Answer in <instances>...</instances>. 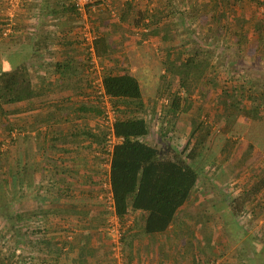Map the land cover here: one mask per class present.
I'll return each mask as SVG.
<instances>
[{
	"label": "trees",
	"instance_id": "1",
	"mask_svg": "<svg viewBox=\"0 0 264 264\" xmlns=\"http://www.w3.org/2000/svg\"><path fill=\"white\" fill-rule=\"evenodd\" d=\"M26 1L23 0L19 5L12 19L14 24L12 32L4 37L3 32L8 23L7 9L9 4L8 0H0V3H2L1 10H4L3 16L0 18V52L13 46L26 47L25 44H27L31 53L36 56L39 53L38 50L42 48V44L48 40L40 35L39 29L41 27L39 25L44 26L47 20L57 22V15L60 17L69 16L68 20L64 22L68 24L64 25L65 27L71 25L79 27L80 33L78 36L76 35L77 38L75 37L77 41L62 42L69 35V33L65 34L66 31H64L63 37H58L61 39L58 44L60 43L61 46L65 47L67 56L74 55L71 52V49H74V44L82 49L77 54L84 59V71H86L87 79H92L88 69L93 68L95 65L91 60L92 54L97 59H106L110 65L116 63L113 56L118 50L110 46L106 35L108 30L116 31L120 25L132 24L136 28L141 27L142 30H145V33L141 35L142 38L157 36L163 41H170L174 38L173 33L176 29V24L172 19L170 21L171 14L169 15L170 5L168 1L164 0L163 6L159 10L151 11V14L138 10L131 21L136 4L134 0H127L123 9L118 13L119 23L107 22L100 16L92 21L88 16L87 23L91 25L89 30L93 39L87 42L83 37L85 24L73 0H39V3H35L39 5V16L36 19L37 27H34L31 32L23 33L21 30L25 29L19 28L18 13L24 8ZM230 1L237 2L238 0H216L215 6L210 8L209 12H213L222 4L228 5ZM250 2L258 6L263 4L259 0H250ZM100 4L97 3L95 6L101 7ZM196 6L198 5L196 4ZM221 13H224V11H221ZM188 17L192 16L189 15ZM73 20L76 21L75 25H73ZM241 37L245 38L244 35H241ZM89 49H92V52ZM185 56L174 55L171 49H168L165 52L163 67L165 74L173 75L178 79L180 90L184 94L190 95L191 88L197 87L207 73L208 76L211 75L208 78H217L216 67L212 64L213 59L210 51L200 53L195 48ZM72 64L73 59L65 61V65L71 66ZM65 65L57 64L56 70H60ZM228 68L233 69L231 66ZM229 74V70L224 71L225 85L221 87L227 98L226 114L231 120L242 116L251 119L255 123L260 121L259 124L264 128V86L258 84L259 86H256V89L253 90L248 79H239V77L234 79ZM100 79L103 96L108 98L115 111L112 133L116 139L122 138V142L115 143L109 152L106 147V131L99 129L97 131L96 129L94 132L86 127L87 129L73 130L66 134L54 132V127L51 124H57V121L52 117L48 120L49 127L46 128L43 135L44 139L50 141L47 144V150L57 151L54 147V142L57 140L70 138L74 141L80 136H83L85 140H91L98 144L95 151L99 153L96 157L101 163L100 167L106 163L109 166L105 174L106 179L96 182L98 184L96 199L101 192H104L102 184L107 182L112 196L113 214L119 219L120 223L125 224L129 216L139 213L143 228L140 232L138 231V234L146 236L165 233L174 223L178 212L188 203L191 194L200 181V163L203 160V153L208 150L209 154L215 156L218 152H224L223 145L227 141L224 140L223 134H221L222 139L220 135L218 137L214 136L211 145V142H209L212 135L211 130L205 126L204 122L198 121L190 132L182 150L172 146L171 141L180 139V133L176 131V119L180 113H186L190 108L187 99L182 98L179 93H175L170 99L167 109L166 116L170 118L168 120L169 126L166 131H162V135H160L162 137L159 136L160 140L165 139L160 142V147L150 145L142 141L149 136L150 127L148 122L141 117L144 108L143 93L138 79L127 71L122 74L119 73L116 67L114 69H111V67L110 69H104ZM233 79L234 81L237 80L236 86L231 83ZM209 81L210 79H207L208 85H210ZM47 91L37 89L33 85L29 77L27 62L4 68L0 60V130L1 134L4 133L5 135V138L0 137V170L3 175L0 181V203L4 201L6 203L0 206V224H4L3 230L0 229V264H13L16 261L15 258H21L23 249L28 247V244L31 246L34 243L33 238H36L33 251L37 254L44 253L45 256H49L42 264H61L62 258L66 257V245L69 244L70 240L68 241V238L65 237L61 238L59 232L62 231V234L69 233L66 236H73V228H86L74 224L75 221H71L72 217L77 215L74 217L76 218L80 214L79 219H85L90 215L88 219H90L91 225L98 227L99 220H102L103 223L100 222L99 224H102L103 227L104 221L108 217L107 214H109L105 205L97 204L95 208L99 212L94 209L99 217H91L92 214L80 210L82 209V204H80L82 201L80 197L76 196L78 194H74L69 190L70 188L65 180L58 179L55 181L52 177L47 178V176H44L43 173L50 169L55 174L59 173L58 167L64 165V161H61L59 166L56 164L57 160L56 163L54 162L51 165V162L54 161L51 157L49 162L44 165L39 161L38 167H33L29 173L30 175H36L34 182L28 179L29 183L27 184V175H30L27 174L28 164L26 160L21 159L19 149L21 148V141L24 142L25 138L31 139L30 134L37 132L46 122H41L37 118H32L25 123L16 121L13 117L20 113V110L8 108L39 98ZM93 96L97 100L96 105L81 104L79 110L86 115L93 114L96 118L101 117L102 122H104L102 99L96 95ZM59 111L60 108H57L56 112ZM67 121L69 122L70 119L67 118ZM227 131V129L223 130V132ZM233 135L235 133H232ZM236 136L240 137V135ZM41 137L42 135L38 133L33 140L39 141ZM192 139H194L193 145H191ZM204 145H206L205 148H203ZM44 155L41 154V148H38V158L42 160ZM209 156L206 159L208 162L212 160ZM62 173L65 172L62 171ZM26 186H30L32 191L28 192ZM59 186L63 187L64 190ZM263 190L264 176L247 191L241 193L237 199L229 201L227 211L230 210L234 217L240 215L243 206L258 201ZM63 191L68 194H61L60 192ZM63 196L74 198V201L66 203L61 200ZM77 197L78 199H76ZM90 199H93V197H90ZM96 220H98L97 223ZM48 223H50V226L45 225ZM132 227L130 224L125 230L123 239L126 240L127 236L132 237L134 235ZM69 229L71 231H68ZM3 237H5V241H2ZM5 249L8 253H4ZM245 260H247L245 264L253 263L251 259L246 258ZM22 264L33 263L30 261Z\"/></svg>",
	"mask_w": 264,
	"mask_h": 264
},
{
	"label": "rangeland",
	"instance_id": "2",
	"mask_svg": "<svg viewBox=\"0 0 264 264\" xmlns=\"http://www.w3.org/2000/svg\"><path fill=\"white\" fill-rule=\"evenodd\" d=\"M125 1L127 0H122V2L121 0H109L108 7H106L105 2L102 5L100 4L101 7L94 5L95 10H92V5H86L82 13L78 12L85 24L83 30L91 35L89 30L91 25L87 23L88 16H90L92 21L100 16L107 22L119 23L118 13L123 9ZM163 1L164 0H134L136 5L132 13L131 21L136 16L138 10L145 13L159 10L163 6ZM166 1H168L170 5V21L173 20L176 24V29H174L173 33L174 40L168 42L163 41L159 37L161 41L160 46L155 44V42L147 43L145 45L147 47L143 53L140 51L136 52V50L135 53H133L132 49H127L128 51H126L125 46H123V50H118V52L114 54L113 57L116 63L112 65H110L106 59L99 60L96 58L97 64L94 65L95 74L93 76V80L98 83L104 69H110V67L114 69V67H116L119 73L124 71L130 72V69L134 71L133 68L136 69L134 74L140 83L143 93L144 108L141 112V117L148 122L150 127L149 136L142 141L150 145L160 147V142H163L165 139L162 138V141L159 139V136L162 135V131H166L169 126L168 120L170 118L166 116L167 109L170 99L175 93H179L182 98L187 99L190 108L186 113H180L176 119V131L180 133V139L171 141L170 144L172 146L182 150V147L185 146L189 138L190 132L198 121L204 122L205 126L209 127L211 130L212 135L209 138V142L213 140L214 136L218 137L220 135L221 138V134H223L222 137L224 140L227 141L226 144L224 143L223 145L224 152H218L215 156L209 154L208 150L206 153H203V160L200 163V181L191 194L190 201L176 216L173 228L168 234L171 242L167 245L165 252H163L167 254L168 251V257L164 255L166 258H161V264H245L247 261L245 260L246 258L251 259V262H253L252 264H264V190L258 201L247 203L243 206L240 215L234 217L230 210V213L227 211L229 201L237 199L241 193L247 191L255 182L264 176V128L259 124L261 123L260 121L255 123L252 122L251 119L242 116L235 120H231L226 114V94L221 90L222 85H225L224 71L226 70L230 71L229 75L233 76L234 79H238V77L239 79H248L251 89L253 90L256 89V86H259L258 84L264 86V0H259L263 3L260 6L250 2V0H238L237 6H235L236 3H234V1H230V4L227 6L225 5V14L228 16L222 19L226 25L224 28L225 33H227V39L223 44L224 46L221 45V40L218 36L215 35L213 37L210 35L209 38L206 37L205 34L209 33V31L205 32V27L195 25V23L186 19L188 10L193 11L192 7L189 8L192 5L191 3L187 4L186 0ZM188 2L190 1L188 0ZM232 6H235L234 8L239 10V18L235 17L234 14L236 10H234ZM143 7L145 10H142ZM247 17L251 18V22L244 24L241 33L251 32V37L248 38V42L250 39L253 40L254 38L258 39L261 37V44L258 47L260 51L257 49L256 52H250L246 56V51L249 50L252 43L239 45L237 40L240 38L237 35L240 34L238 28L240 26L239 21H241V23L246 22L248 20ZM190 18L191 17H189V19ZM238 22L239 24H237ZM210 25L212 24L210 23ZM120 26L122 27V25ZM124 26L128 27L127 25ZM138 30L143 31L141 27H139ZM226 30L228 31L226 32ZM234 32L237 34L236 36L233 34ZM124 37L129 38L127 46L131 45L132 42L130 41H132V39L134 41L133 44H135L138 39L140 41L141 39H148V37L142 38L141 35H138V37ZM174 42H177L176 46L169 48L168 46L170 43L173 44ZM152 44L154 47H151ZM234 44L239 46V48H235ZM195 48H197L200 53L209 51L212 53V64L216 67L215 73L217 78H208L211 77V75L208 76L207 73L197 87H192L193 89L190 87L192 91L191 94L186 95L180 90L178 79L164 72L163 63L165 62V52L171 49L174 55H184V57H186L185 55L195 50ZM133 55V58H129ZM135 55L137 56L135 57ZM140 58L143 59L141 60ZM138 59H140V61ZM230 66L233 67V69H229L228 67ZM207 79H210V85H208ZM234 79L231 83L236 86L237 80L234 81ZM208 92L211 96L210 101L205 100L206 93ZM94 123L98 125L99 130L105 131L106 128L101 118H96L92 121L72 118L70 125L76 130L77 128L85 127L84 125L86 124ZM225 129L228 131L223 132ZM232 133H235V135L232 136ZM236 135H240V137ZM1 136L5 138L4 133L1 134L0 130V137ZM161 137L162 136H160V138ZM24 140V142L21 141V148L19 149L21 151V159L24 158L28 164L27 174H29L32 168L36 167L38 164H34L33 160L35 157L32 155L31 148L28 147V143L30 144L31 139L25 138ZM193 143L194 139L191 140V145H193ZM25 144L27 146L23 147ZM205 147L206 145L203 146V148ZM208 156L212 158L209 162L206 160ZM2 162L3 160L1 163ZM2 176V171L0 170V181L2 180ZM26 181L28 184V175ZM32 182H34V179ZM26 187L28 192L32 191L30 186ZM106 193L107 192L104 190V193L101 192L97 197L98 204L105 205L107 211H109L103 227L102 224H99L102 220H99V222L96 220V223L98 222V227H94V225L93 228L90 227L89 229H85L94 232V234L102 238L103 241H100V243L97 242V245L95 244L96 241H94L93 245L96 248L94 253L92 252L91 257L96 260L101 257V261L102 259L103 261L98 262V264H133L135 261H137V264H145V256H142L144 250H142L139 245V239L146 238V240L151 241L152 244L153 241H157L156 238H158V240L165 238L163 235L164 233L146 236L138 234V231L140 232L143 228L141 215H131L128 220L130 221L132 219L131 225L133 224L132 230L134 235H132V237L127 236V238L129 237V243L127 242V238L126 240L125 238L122 239V244L120 246L121 251L116 257L112 250L110 238L106 233L108 220L112 221V223L115 220L112 212L108 209ZM76 199H78V197ZM61 200L68 203L74 201V198L63 196ZM4 203L5 201L1 202L0 206H3ZM75 216L77 215H74L71 221L78 220L80 214L78 217L74 218ZM93 216L95 218L99 217L98 214H93ZM89 223L91 224V222ZM45 225L50 226V223ZM3 227L4 224H0L1 230H3ZM70 229L68 231L72 230ZM79 231V228H73V236H66L69 233L62 234V231L59 232V234L61 233L59 235L61 238L65 237L68 238V241L70 240L69 244L66 245V257L62 258L61 264H77V261H79L73 252L74 250L72 251L71 246L69 247L75 234ZM7 236H9V234H7ZM4 238L5 237H3L2 241H5ZM33 239L34 243L31 244V246L28 244V247L23 249L21 258H15L16 261L13 264L29 263L30 261L33 264H42L43 261L48 259L47 257L49 256H45L44 253L37 254V252L33 251L36 238ZM151 244L149 248H151ZM4 253H8L6 249ZM86 256H88V253ZM170 256H174L172 260H169ZM159 262L160 261H158L157 264H159Z\"/></svg>",
	"mask_w": 264,
	"mask_h": 264
},
{
	"label": "crops",
	"instance_id": "3",
	"mask_svg": "<svg viewBox=\"0 0 264 264\" xmlns=\"http://www.w3.org/2000/svg\"><path fill=\"white\" fill-rule=\"evenodd\" d=\"M189 1L190 2L186 0V3L192 4L189 8L192 7L193 11L188 10V12L186 13V19L190 20L192 23H195V25L205 27L206 29H204V31L205 32L209 31V33L207 34L203 33L204 31L202 32L203 34H205L206 37L209 38L210 35L213 37L215 35L218 36L221 40V45L224 46L223 44L227 39L226 37L227 33H225L224 28L226 27V25L222 19H225L228 16L227 14H225L226 4H222L213 12H209L210 8L215 6L216 0H195L196 2L194 0H189ZM35 3L36 4L39 3V0H27L24 4L25 5L24 8H22L21 11L18 13L19 15L18 19L20 20L19 28L21 27V29H25L23 31L21 30V32L23 33L29 31L31 32L34 27H37L36 19L39 16L38 15L39 5H36ZM234 3H236L235 6L238 5L237 2ZM196 4L198 6H196ZM105 5L106 7L109 6V0L106 1ZM1 6L2 3H0V18L1 16H3V12H4V10H1L2 9ZM235 6H232V8L236 10V13L234 15L235 17L239 18L240 16L238 12L239 10L235 9L234 8ZM142 10H145V8L143 7ZM221 11H224V13H221ZM189 15L192 16L190 19L188 17ZM56 17H57V22H54L55 20L53 21L47 20L44 26L39 25V27H41L39 29L40 35L48 40L45 39L46 42L42 44L41 46L42 48L38 50L39 53L36 54V56L35 54L33 55L31 53V50H29L27 44H25L26 47L13 46L6 51L0 52V60L2 61V65L4 68H10L22 62H27V64L29 65V77L32 80L33 85L37 89L40 88V89L48 90L39 98L30 100L28 102H24L23 104H17L11 106L8 109L20 110V113L16 114L13 117L16 121L25 123L31 120L32 118H37L41 122H46V124L42 125V127H40L37 132H32L30 134L31 141L30 144L28 143V147L31 148L32 155L33 157H35L33 160L34 164H38V162L41 161L42 165H44L46 164V162H49L50 157L54 159V161L51 162V165L52 163L54 164L56 160L57 163L56 162L55 163L58 164V166L61 161H64L63 163L64 165H60L58 167L59 173L55 174L54 171L50 169L47 172L43 173L44 176L45 177L47 176V178H49L50 176L54 180H58V179L65 180L67 186L70 188L69 190H71L72 193L74 194H78L76 196L80 197L82 201L80 202V204H82L81 205L82 209L80 210H82L85 213H91L92 214L91 217H94L93 214L97 215V213L93 209L98 204L96 199L97 196L96 189L98 184H96V182H99L101 180L103 181L104 179H106L105 174L107 173L109 166V164L106 163L102 165V167H100L101 163L98 161L96 157L99 155V153L95 151L98 144L92 142L91 140H85L83 136H80L78 137V139L74 141H72V139L70 138L57 140L54 142V147L57 149V151H52V150L48 151L47 144H49L50 141L49 140L47 141L43 137L46 128L48 129L49 127L47 122L52 117L57 121V124H51L53 125L52 127H54V132H63L66 134L67 132L73 130L76 131V130L87 129L86 127H88L90 130L94 132L96 131V129H98V125H96V123L86 124L84 125L85 127L77 128L76 130L73 129L71 125H69V122L70 124L72 122V118H78V120L80 119L85 121L87 120L92 121L96 119V117L93 116V114L86 115L85 113L81 112L79 110V107L81 104L94 106L96 105L97 100L95 99V96H93L94 93L91 87L92 79H87L86 71H84L85 68L84 59L82 56H79L77 54L78 52L82 51V49H80L78 45L74 44V49L73 48L71 49L72 50L71 52L74 55L67 56L65 47L61 46L60 43L58 44V42L61 41L60 38L63 37L64 35V31H66L65 34L69 33V35L66 36L67 38L62 40V42L68 40H72V42L75 40L77 41L76 35L78 36L80 33L79 27H74L71 24H70L71 26L65 27V25H67L68 23H64V22L68 20L69 16L60 17L57 15ZM239 22L237 24L241 26L238 27L240 30V34L237 35L235 32L233 34L235 36L237 35L240 38L239 40H237L239 45L252 43L250 45L251 47H249L250 51L249 50L246 51V56H247L248 53L250 52L254 53L257 51L259 45L261 44L260 43L261 37L258 39L254 38L255 39V40L253 39L254 41L250 39V41L248 42V38L251 37L250 35L251 32L241 33V30H243L244 24L251 22V18H248L246 22L243 23H241V21ZM39 23H41V21H39ZM210 23L212 25H210ZM75 24L76 21L73 20V25ZM127 26L128 27H125L124 25H122V27L119 26V28L116 31L108 30V33L106 35L108 37V42L113 49L123 50L124 49L123 46H125L126 51L132 49L133 53H135V50L136 52L140 51L143 53V51L147 47L145 46L147 43L155 42V44L160 46L161 41L157 36L155 37L148 36V39L146 40L141 39V41L138 39L137 42L135 41L136 42L135 44H133L134 41L132 39V41H130L132 42L131 45L127 46V42L129 38H125L124 36L138 37V35H142V33H145V30L140 31L138 30L139 28L134 27L132 24H129ZM228 30H226V32ZM241 35H244L245 38H242ZM173 40L174 38L168 42H171ZM177 42H174L173 44L170 43L168 47L169 48L175 47ZM263 45H264V39H263ZM152 46L154 47L153 44L151 45V47ZM234 47L235 48L237 47V49L239 48V46L235 44ZM258 51L260 50L258 49ZM136 56L137 55H135V57ZM133 57L134 55L129 58H133ZM67 59L69 60L73 59V64L71 66L65 65V61ZM140 59L142 60L143 58ZM140 59L138 60L140 61ZM91 60H94V64H97L96 59L91 58ZM57 64L65 65V67H62L60 70H56ZM133 70L134 71L130 69L129 73L135 76L134 73L136 72V69L133 68ZM122 73L123 72H121V74ZM210 98L211 96L209 95V92L206 93L205 100L210 101ZM57 108H60L59 112H56ZM66 117L70 119L69 122L68 121L66 122L67 119ZM38 133L42 135L40 140L39 141L33 140L34 136ZM26 146H27L26 144L23 145V147ZM38 148H41V154L43 155L45 154L44 156H42V160H40V158H38L37 156ZM36 167H38V165H36ZM62 171H64L65 173H62ZM34 178H35L34 175L28 176V179L31 182ZM59 188L63 189V187L60 186ZM60 193L68 194L65 191ZM90 197H93V200L90 199ZM97 212H99V210H97ZM89 216H87L85 219H79V221L74 220L75 221L74 224H77L82 227H86V228H81V227L79 228L80 231L75 234L74 238L72 239V241L73 240L74 241L73 242L71 241L69 245V247L71 246L72 251L74 250L73 252L75 253V255L79 260L77 261V264H98V262L103 261V259L101 261V257H99V259L97 260L91 257L92 252L94 253L96 248L93 245L94 241H96L95 244L97 245V242L100 243V241H102V238H100L98 235H95L94 232L85 230V229H89L90 227L93 228V225L89 223L90 222V219H88ZM173 225L174 223L172 224V226L169 227L166 233L163 234L165 238H161L160 240L156 238L157 241H153L152 244L151 241L146 240V238L139 239L140 240L139 245L141 246L142 250H144V253L142 252V256H145L144 259L146 260L145 264H157L158 261H160L159 264H161V258L165 259L166 257H168L167 256L168 251L167 254H164L163 252H165L167 245H169L171 242L169 239L170 236H168V234L171 232ZM132 233L134 232L132 231ZM128 238H127V242L129 243ZM150 244H151V248H149ZM87 253L88 256H86ZM164 255H166V257H164ZM173 257L170 256L169 260H172ZM133 264H137V261H135Z\"/></svg>",
	"mask_w": 264,
	"mask_h": 264
},
{
	"label": "built area",
	"instance_id": "4",
	"mask_svg": "<svg viewBox=\"0 0 264 264\" xmlns=\"http://www.w3.org/2000/svg\"><path fill=\"white\" fill-rule=\"evenodd\" d=\"M76 4L77 11L79 13L83 12V8L86 5H92L91 8L92 10H95V4L103 3L106 2V0H73ZM23 2V0H8L9 8L7 9V27L5 31L3 32V36L5 37L6 35L10 34L13 30V21L12 19L14 18L16 11L19 7V5ZM84 38L87 42H90L93 38L92 36L85 31ZM92 52V49H89ZM92 59H96L94 55H92ZM92 63L94 64V60H92ZM89 73L92 75V81H91V87L93 90L94 95L100 97L102 99V109L104 110V125L106 128L107 132V137H106V147L107 151H111L112 147L115 143H120L122 142V138L116 139L112 133V123L115 120V111L112 108L111 104L109 103L108 98L103 96V90H102V85H101V79L97 83L95 80H93V76L95 74V67L89 68ZM103 191L105 190L106 193V198L108 200V209L112 212V215L114 216V221L108 220L107 223V228H106V233L108 234L111 244H112V250L117 257V254H119L120 246L122 244V239H123V234L125 233V230L130 226L131 221L127 220L125 224L120 223L119 219L113 214V203H112V196L110 193V188L107 182H104L102 184ZM104 193V192H103Z\"/></svg>",
	"mask_w": 264,
	"mask_h": 264
}]
</instances>
